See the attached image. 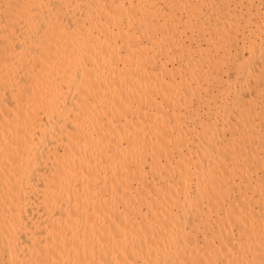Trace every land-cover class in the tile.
Wrapping results in <instances>:
<instances>
[{"label": "bare ground", "instance_id": "1", "mask_svg": "<svg viewBox=\"0 0 264 264\" xmlns=\"http://www.w3.org/2000/svg\"><path fill=\"white\" fill-rule=\"evenodd\" d=\"M0 264H264V0H0Z\"/></svg>", "mask_w": 264, "mask_h": 264}, {"label": "rangeland", "instance_id": "2", "mask_svg": "<svg viewBox=\"0 0 264 264\" xmlns=\"http://www.w3.org/2000/svg\"><path fill=\"white\" fill-rule=\"evenodd\" d=\"M244 54L246 55L247 54V51H245Z\"/></svg>", "mask_w": 264, "mask_h": 264}]
</instances>
